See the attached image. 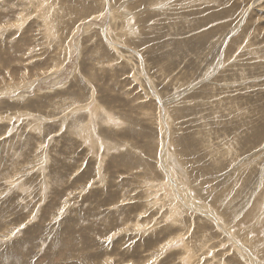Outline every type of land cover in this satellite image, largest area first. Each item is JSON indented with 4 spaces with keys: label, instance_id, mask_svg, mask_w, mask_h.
Instances as JSON below:
<instances>
[{
    "label": "rangeland",
    "instance_id": "rangeland-1",
    "mask_svg": "<svg viewBox=\"0 0 264 264\" xmlns=\"http://www.w3.org/2000/svg\"><path fill=\"white\" fill-rule=\"evenodd\" d=\"M0 264H264V0H0Z\"/></svg>",
    "mask_w": 264,
    "mask_h": 264
},
{
    "label": "bare ground",
    "instance_id": "bare-ground-1",
    "mask_svg": "<svg viewBox=\"0 0 264 264\" xmlns=\"http://www.w3.org/2000/svg\"><path fill=\"white\" fill-rule=\"evenodd\" d=\"M110 13H111V12H110ZM8 54H9V53H8ZM223 80H224V79H223ZM196 143H197V142H196ZM173 186H174V185H173ZM177 186H178V185H177ZM179 188H180V187H179ZM186 197H187V196H186ZM186 199L188 200V198H186ZM186 199H185V200H186ZM195 209H196V208H195ZM192 210H193V209H192ZM178 214H179V213H178ZM226 217H227V216H226ZM211 218H212V217H211ZM213 220H214L215 222H217L219 225H221V224L219 223V222H220L219 220H216V219H213ZM219 225H218V226H219ZM221 226H222V225H221ZM221 226H220V227H221ZM224 233H225V232H224ZM247 238H248V237H247ZM251 240H252V239H251ZM251 242H252V241H251ZM234 243L238 246V248H240V245H239L238 241H237V242H234ZM237 246H236V247H237ZM241 246H242V245H241ZM252 247H253V246H252ZM253 248H255V246H254ZM262 248H263V247H262ZM242 250H244V251L246 252V249L244 248V246H242ZM250 251H251V250H250ZM247 252H248V251H247ZM250 253H251V252H250Z\"/></svg>",
    "mask_w": 264,
    "mask_h": 264
}]
</instances>
